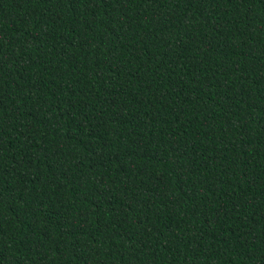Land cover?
Returning <instances> with one entry per match:
<instances>
[{
  "label": "trees",
  "instance_id": "16d2710c",
  "mask_svg": "<svg viewBox=\"0 0 264 264\" xmlns=\"http://www.w3.org/2000/svg\"><path fill=\"white\" fill-rule=\"evenodd\" d=\"M0 264H264V0H0Z\"/></svg>",
  "mask_w": 264,
  "mask_h": 264
}]
</instances>
